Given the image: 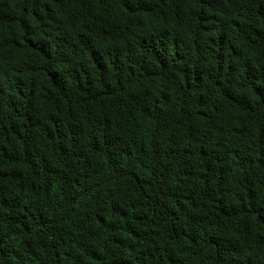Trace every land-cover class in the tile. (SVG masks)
<instances>
[{
  "label": "trees",
  "instance_id": "obj_1",
  "mask_svg": "<svg viewBox=\"0 0 264 264\" xmlns=\"http://www.w3.org/2000/svg\"><path fill=\"white\" fill-rule=\"evenodd\" d=\"M0 264H264V0H0Z\"/></svg>",
  "mask_w": 264,
  "mask_h": 264
}]
</instances>
